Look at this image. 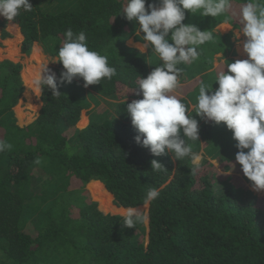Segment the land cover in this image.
<instances>
[{"label":"trees","instance_id":"trees-1","mask_svg":"<svg viewBox=\"0 0 264 264\" xmlns=\"http://www.w3.org/2000/svg\"><path fill=\"white\" fill-rule=\"evenodd\" d=\"M153 2L159 5L147 0L146 7ZM246 2L231 0L229 11L218 17L185 10L184 23L213 33L198 46V60L178 65V85L169 93L189 108L196 106L200 84H213L214 90L216 74L237 60L233 32L222 34L217 27L228 23L239 30ZM31 3L30 12L21 10L13 19L23 36L22 53L38 43L57 58L70 28L85 32L89 49L106 55L116 74L84 87L79 77L60 83L62 62L48 67L61 94L54 97L43 87L37 118L21 126L14 108L25 92L23 65L0 61V140L12 145L0 152V264H264V197L248 187L239 197L231 189L216 191L219 170L229 178L239 173L252 186L235 160L238 142L224 122L195 116L199 138L209 142L207 172L171 152L154 156L136 142L126 104L142 98L137 81L162 61L151 49L140 53L129 44L142 41L143 33L137 35L139 26L122 12L126 0ZM0 26L2 37H11L5 22ZM92 105L90 123L78 128ZM153 159L164 165L161 171L152 170ZM94 180L110 196L100 201L105 209L149 204L135 226L125 227V215L106 213L90 199L86 186ZM152 188L159 195L146 201Z\"/></svg>","mask_w":264,"mask_h":264},{"label":"clouds","instance_id":"clouds-1","mask_svg":"<svg viewBox=\"0 0 264 264\" xmlns=\"http://www.w3.org/2000/svg\"><path fill=\"white\" fill-rule=\"evenodd\" d=\"M146 3L147 0H126L122 10L128 20L139 26L136 34L143 33V43L138 45L140 53L151 49L162 61L146 78L137 81L136 94H142V98L126 104L138 133L135 140L157 157L171 152L182 160L191 155L192 164L198 167L201 157L192 153L186 143L187 139H199L198 120L187 105L169 93L178 85L182 72L178 65L198 60V46L213 39V33L184 23L185 10L218 17L229 11L231 0H159V5L153 2L147 7ZM32 8L31 0H0V16L9 21L21 10L30 12ZM240 23L235 35L238 40L241 33L246 37L243 50L248 58L227 63V70L224 68L215 76L218 87L214 90L213 84L201 83L195 107L196 115L217 124L224 122L232 131L239 149L235 160L254 190L260 191L264 190V0H247L241 9ZM53 61L63 65L60 83H72L79 77L88 87L116 74L106 55L89 49L85 32L74 33L70 28ZM47 65L32 83L36 88L47 87L52 96L59 98L56 73ZM11 148L10 143L0 140V152ZM151 165L153 171L162 170L163 164L156 159ZM158 195L155 188L149 189L145 200ZM140 219V212L130 208L123 224L130 228Z\"/></svg>","mask_w":264,"mask_h":264},{"label":"rangeland","instance_id":"rangeland-1","mask_svg":"<svg viewBox=\"0 0 264 264\" xmlns=\"http://www.w3.org/2000/svg\"><path fill=\"white\" fill-rule=\"evenodd\" d=\"M1 22H5L6 30L10 32L11 37L3 38L2 28L0 26V61L4 59H10L14 62H20L23 65L21 74H22V77L25 83V92L22 98L20 99L19 103L15 106L14 111H15V116L17 118V122L21 126H25V125L30 124L37 118L39 111L41 109V106H42V101H41L42 88H36L33 85L32 77L34 78L36 74L47 64H48L47 67H58V62L53 61L57 58L45 53L43 50V47L38 43L34 44L30 54L22 53L21 43L23 40V36L21 34L18 24L14 20L9 21L6 18L0 16V23ZM218 30H221V31L229 30L227 33L233 32L234 40L236 41L235 59L243 60V59L248 58L247 53H245L243 50V42L246 39L243 33H241L239 40H238L235 35L237 31L235 30L231 31L232 30L231 27L222 25L218 27ZM130 41L131 39L129 40V42ZM15 49L17 51H14V53L12 54L13 56H12L11 50H15ZM34 50L37 51L36 55H34L35 53ZM25 74H26V77H25ZM27 74H29V76ZM104 105H105V102L101 101L100 106H104ZM93 107L94 105H92L90 108L82 112L81 119L79 120L77 124L78 128L82 129L88 126V124L90 123V112ZM193 109H194V112L191 113V115L197 116L195 106H191L190 110H193ZM84 118L86 119V121L82 123ZM186 143L191 147L192 153L200 155L201 157L200 165L203 171L207 172V170L209 169V165H208L209 163V142H204L199 138L197 140L187 139ZM172 155L174 157L173 153ZM183 159L190 160L191 155L184 157ZM175 160H178V159L175 158ZM211 162L214 163L217 166V168L219 167V163L216 160L211 159ZM222 172H223L222 170H219V173L217 174L218 177L215 182L217 192L231 189L235 192L237 197H239L244 193L243 191H245V189H247L248 187L257 196L264 197V190H260V191L254 190L253 186H250L246 183V181L242 178L241 174L228 173L229 175H233L231 178H229L227 177L225 173H222ZM86 189L88 190V196L90 197V199L97 202L100 210L106 213L126 215L128 210H118L117 208L105 209L104 206L101 205L100 201H103L105 199H110V196L108 192H106L105 190L106 188L102 182L97 181V180L91 181L87 184ZM110 202L113 206L118 207L113 203V199H111ZM148 206L149 204L147 203L135 209H137L141 214L147 211Z\"/></svg>","mask_w":264,"mask_h":264},{"label":"crops","instance_id":"crops-1","mask_svg":"<svg viewBox=\"0 0 264 264\" xmlns=\"http://www.w3.org/2000/svg\"><path fill=\"white\" fill-rule=\"evenodd\" d=\"M229 26V27H231V31H238V29H233V27L230 25V24H228V23H222V24H220L218 27H220V26ZM218 27H217V30H218ZM219 32H221L222 34H225V33H227L228 31H221V30H218ZM233 39H234V36H233ZM143 43V41H134V39H131V41L129 42V44L130 45H132L133 47H136L137 49H139V47H138V45H141ZM235 45H236V42H235ZM148 49H146L145 51H147ZM220 55H218L217 57H219ZM224 60V59H223ZM218 64V60H216L215 61V65H217ZM19 124V123H18Z\"/></svg>","mask_w":264,"mask_h":264},{"label":"bare ground","instance_id":"bare-ground-1","mask_svg":"<svg viewBox=\"0 0 264 264\" xmlns=\"http://www.w3.org/2000/svg\"><path fill=\"white\" fill-rule=\"evenodd\" d=\"M38 49V48H37ZM14 51H17L16 49L15 50H11V55L14 53ZM35 51V53H34V55H36V53H37V51L36 50H34ZM13 56V55H12ZM31 73H33V72H31ZM28 76H29V74H27ZM25 77H26V74H25ZM31 77V76H30ZM29 77V78H30ZM34 78L32 77V80H33ZM28 80V79H27ZM32 86V85H31Z\"/></svg>","mask_w":264,"mask_h":264},{"label":"water","instance_id":"water-1","mask_svg":"<svg viewBox=\"0 0 264 264\" xmlns=\"http://www.w3.org/2000/svg\"><path fill=\"white\" fill-rule=\"evenodd\" d=\"M100 209V208H99Z\"/></svg>","mask_w":264,"mask_h":264}]
</instances>
